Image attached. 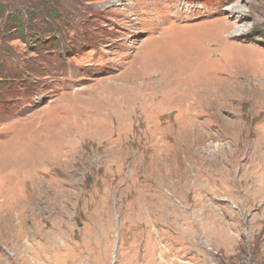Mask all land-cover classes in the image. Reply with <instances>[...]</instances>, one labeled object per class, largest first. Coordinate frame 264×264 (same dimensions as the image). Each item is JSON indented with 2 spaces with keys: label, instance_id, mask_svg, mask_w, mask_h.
<instances>
[{
  "label": "rangeland",
  "instance_id": "obj_1",
  "mask_svg": "<svg viewBox=\"0 0 264 264\" xmlns=\"http://www.w3.org/2000/svg\"><path fill=\"white\" fill-rule=\"evenodd\" d=\"M28 1L38 44L0 0V264H264V0Z\"/></svg>",
  "mask_w": 264,
  "mask_h": 264
},
{
  "label": "trees",
  "instance_id": "obj_2",
  "mask_svg": "<svg viewBox=\"0 0 264 264\" xmlns=\"http://www.w3.org/2000/svg\"><path fill=\"white\" fill-rule=\"evenodd\" d=\"M27 4V9L23 12L21 11L16 5H13V12L14 16H9L11 19V23L14 25V29L21 33L22 41L26 39L31 40L33 44H38L40 42V39H37L38 37L36 35L40 34V31L37 30L31 22L33 21L32 15H35L36 10H31L30 8L33 7L28 0H25ZM37 9V7H34ZM43 14H41V21L44 25H53V29L50 30L52 33L57 32V27H55V23L59 21V15L57 13H54L53 9H49L47 6L43 7ZM1 14V12H0ZM2 15V14H1ZM35 32V34H34ZM25 38V39H24ZM54 40V38L52 39ZM6 78V77H5Z\"/></svg>",
  "mask_w": 264,
  "mask_h": 264
},
{
  "label": "bare ground",
  "instance_id": "obj_3",
  "mask_svg": "<svg viewBox=\"0 0 264 264\" xmlns=\"http://www.w3.org/2000/svg\"><path fill=\"white\" fill-rule=\"evenodd\" d=\"M6 144V143H5ZM3 145H1V147H2ZM2 181V180H1Z\"/></svg>",
  "mask_w": 264,
  "mask_h": 264
},
{
  "label": "flooded vegetation",
  "instance_id": "obj_4",
  "mask_svg": "<svg viewBox=\"0 0 264 264\" xmlns=\"http://www.w3.org/2000/svg\"><path fill=\"white\" fill-rule=\"evenodd\" d=\"M10 84V83H9Z\"/></svg>",
  "mask_w": 264,
  "mask_h": 264
}]
</instances>
